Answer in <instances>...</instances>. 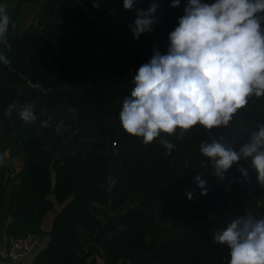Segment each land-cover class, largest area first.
<instances>
[{"label":"trees","instance_id":"trees-1","mask_svg":"<svg viewBox=\"0 0 264 264\" xmlns=\"http://www.w3.org/2000/svg\"><path fill=\"white\" fill-rule=\"evenodd\" d=\"M45 1L42 36L12 44L6 59L53 92L38 96L36 90L17 92L0 83L1 131L17 132L27 163L21 189L10 205L14 215L10 228L15 234H39L44 213L54 208L51 194L60 203L67 201L54 218L49 242L32 264H89L98 249L95 234L105 224L113 228L99 242L103 264H229L230 248L214 241L217 228L225 230L235 220L229 201L233 198L246 215L250 214L245 208L247 198L252 211L264 213V186L257 181L251 158H241L221 178L199 146L215 138L238 151L250 133L264 124V96L247 98L248 103L228 123L226 141L221 137L227 125L209 130L197 124L180 138L183 130L178 128L172 136L161 133L144 144L142 137L123 130L119 112L124 98L131 99L138 68L154 50L166 52L168 36L178 26L188 0H180L178 7L171 6L172 0H134L132 10L124 9L123 0ZM152 4L158 5L157 23L151 32L134 39L131 26L137 12H147ZM57 29L64 31L56 33ZM78 82L84 84L73 86ZM26 103L35 105L36 120L29 124L18 114ZM9 105H15L10 117L5 115ZM71 134L63 156L57 157L63 138ZM161 138L175 145L170 155L165 154ZM110 139L116 143L110 145ZM8 170L0 160V218ZM108 172L115 177L112 189L105 182ZM197 175L206 181V195L194 182ZM154 190V198L141 206ZM133 194L138 203L131 210L114 212ZM166 194L185 207L166 209L162 198ZM168 217L170 224L161 225Z\"/></svg>","mask_w":264,"mask_h":264},{"label":"clouds","instance_id":"clouds-1","mask_svg":"<svg viewBox=\"0 0 264 264\" xmlns=\"http://www.w3.org/2000/svg\"><path fill=\"white\" fill-rule=\"evenodd\" d=\"M179 5L180 0H172V7ZM133 6L134 0H123L125 10ZM157 7L152 4L147 12H137L131 26L134 39L153 30ZM258 13H264V0H214L210 4L188 0L178 26L168 36L166 52L154 50L133 76L131 99L124 98L119 112L123 130L142 137L144 144L161 133L172 136L178 128L183 130L180 138L197 124L209 130L226 126L250 95L264 96V15ZM10 23L7 9L0 6V40L6 39ZM0 61L10 62L2 55ZM14 107L9 105L5 115L10 117ZM34 109V104L26 103L19 110L25 124L36 120ZM160 143L166 155L175 148L167 139L161 138ZM199 150L212 160L215 175L221 178L235 162L251 158L257 181L264 186V124L250 133L238 151L215 138L210 144L202 142ZM240 171L247 175L246 169ZM194 182L202 189L201 195H206V181L197 175ZM187 195L192 198V193ZM214 241L230 248L229 264H264V219L237 218L215 234Z\"/></svg>","mask_w":264,"mask_h":264},{"label":"crops","instance_id":"crops-1","mask_svg":"<svg viewBox=\"0 0 264 264\" xmlns=\"http://www.w3.org/2000/svg\"><path fill=\"white\" fill-rule=\"evenodd\" d=\"M45 2H46L45 0H22L20 3V0H0V6H4L7 9V13L11 18V23L9 25L6 39L0 40V46L1 45L3 46V50L2 53H0V55L4 56L5 59L7 57L8 50L10 49L12 44L22 42L24 39H26L28 36L31 35L42 36L43 34L42 28H44L43 27L44 25L40 22V19L42 18V10L44 8ZM30 7H32L33 10H29ZM28 16H32V18L35 20V25L37 26V29L34 32H30V31L27 32L26 30L28 27L27 25ZM62 30L64 31V29ZM0 83H2L4 86L10 89L13 88L17 92H21L25 89L33 90V88L30 87L23 79L11 73L9 70L8 63L5 64L3 61H0ZM37 95L42 96L39 93H37ZM2 127L3 126H0V157H4L3 161L9 167V170L4 180V197L2 202V212L0 218V264H6L5 260L8 259L9 237L15 234L14 231H12V229L10 228L11 223L14 220V215L11 214L10 212V205L12 203V198L15 192L21 189L20 183H21L22 172L24 171L27 163L24 157L26 151L24 150V147L17 139V132L12 131L11 133L4 134L1 131L3 130ZM5 153H7L6 156ZM109 175H112V173L109 172L106 175V178ZM152 193L155 194L156 190H154ZM168 197L169 196L167 194L162 195V198L164 201H166V204H169L167 199ZM51 198L54 200V208L53 210H47L42 217L40 233H39L40 241L38 245L31 254L15 260L13 264H32L36 259L37 254L44 247H46L47 243L49 242L51 238V230L53 228L54 218L56 214L61 209H63V207L67 202V201L62 203L58 202L55 199L54 194H51ZM179 203L185 207L184 205L185 203H182L181 200L179 201ZM229 204L232 209V213L235 216V219L243 216H251L253 218L261 219L260 215L264 214V213H257L255 211H252L253 210L252 202L247 198H246L245 208L247 211L250 212V214L244 215L240 213L236 201L233 198L230 199ZM260 204H262L261 199L258 200V205ZM13 205H15V208L17 207L16 203ZM183 206L177 209H173L165 205V208L168 209L169 211H176L182 209ZM112 228L113 225L110 226L109 224H105L104 227L97 234H95L97 236L95 237L94 242L96 243V245L98 244V249L94 251L93 254L90 256L89 264H103L104 262L103 251L99 245V242L100 239L105 235V233L108 230H111ZM222 231L223 228L219 227L217 228L216 233L218 234L219 232Z\"/></svg>","mask_w":264,"mask_h":264},{"label":"built area","instance_id":"built-area-1","mask_svg":"<svg viewBox=\"0 0 264 264\" xmlns=\"http://www.w3.org/2000/svg\"><path fill=\"white\" fill-rule=\"evenodd\" d=\"M9 70L15 76L24 79L25 82L36 90L40 95L46 96L49 93L53 92L52 87H48L44 85L40 81H33L29 78V76L12 65H9ZM116 141H112V144H115ZM106 185L108 189L113 188V184L115 182V177L113 175H109L106 178ZM40 241L39 234L34 231H28L19 234H13L9 237L8 242V259L5 260L6 264H13V262L21 257L27 256L31 254Z\"/></svg>","mask_w":264,"mask_h":264},{"label":"rangeland","instance_id":"rangeland-1","mask_svg":"<svg viewBox=\"0 0 264 264\" xmlns=\"http://www.w3.org/2000/svg\"><path fill=\"white\" fill-rule=\"evenodd\" d=\"M29 10H33L32 7H30ZM27 19H28V23H27L28 27L26 29L27 32L28 31L34 32L37 29V26L35 25V20L32 18V16H28ZM261 30L264 32V25L261 26ZM88 82H90V81H88ZM83 84H84V82H78V83H75L74 86L75 85H83ZM214 170H215V167H214ZM134 195H136V194H133L131 200L129 199L127 202L122 204L117 210H115V212L118 214H123V213H126L129 210H131L133 208V206L138 203V201L134 199ZM167 199L169 202V204H165L167 207L169 206L170 208L177 209V208L183 206L179 203V201L176 202L171 196L168 197ZM164 202L166 203V201H164ZM169 222H170V220L168 217V219L163 220L162 223H160V224L161 225H169L170 224Z\"/></svg>","mask_w":264,"mask_h":264},{"label":"water","instance_id":"water-1","mask_svg":"<svg viewBox=\"0 0 264 264\" xmlns=\"http://www.w3.org/2000/svg\"><path fill=\"white\" fill-rule=\"evenodd\" d=\"M62 31H63L62 29H61V30H60V29H57V30H56V33H60V32H62ZM43 124H48V122L45 121V120H43ZM230 127H231L230 124H228V125L226 126L224 132L222 133V137H221L222 141H226V140H227V138H228V136H229V132H230ZM73 135H74V134H71V135H69V136L63 138L62 142L60 143V145H59V147H58V149H57V151H56V153H55V155H56L57 157L61 158V157L63 156L64 151H65V148H66V145H67L68 142L73 138ZM208 137H209V141H210V134H209ZM109 144H110V145L112 144V140H111V139L109 140ZM153 198H154V193L150 194L148 197H146L144 200H142V201L140 202L141 206H143V207L146 206V204H147L149 201H151ZM260 218H261V219H264V214L260 215Z\"/></svg>","mask_w":264,"mask_h":264}]
</instances>
